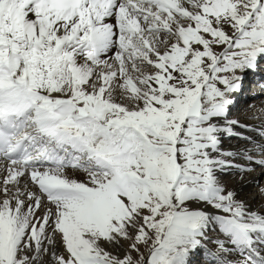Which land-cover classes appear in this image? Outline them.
Wrapping results in <instances>:
<instances>
[{
  "label": "snow or ice",
  "instance_id": "1",
  "mask_svg": "<svg viewBox=\"0 0 264 264\" xmlns=\"http://www.w3.org/2000/svg\"><path fill=\"white\" fill-rule=\"evenodd\" d=\"M0 264H264V0H0Z\"/></svg>",
  "mask_w": 264,
  "mask_h": 264
},
{
  "label": "bare ground",
  "instance_id": "2",
  "mask_svg": "<svg viewBox=\"0 0 264 264\" xmlns=\"http://www.w3.org/2000/svg\"><path fill=\"white\" fill-rule=\"evenodd\" d=\"M245 91L239 96L238 109H242V108L246 107L247 103H251L253 101V99H254V96H253V85L251 86V89H248V91H246V92ZM257 102H259L258 99H257ZM229 146H231L230 142H226L225 143V147H229Z\"/></svg>",
  "mask_w": 264,
  "mask_h": 264
},
{
  "label": "rangeland",
  "instance_id": "3",
  "mask_svg": "<svg viewBox=\"0 0 264 264\" xmlns=\"http://www.w3.org/2000/svg\"><path fill=\"white\" fill-rule=\"evenodd\" d=\"M249 84H250V83H246V84H245V90H246V91H248V89H250V87H249L250 85H249ZM246 91H245V92H246Z\"/></svg>",
  "mask_w": 264,
  "mask_h": 264
}]
</instances>
